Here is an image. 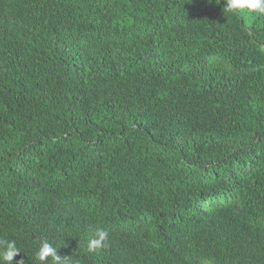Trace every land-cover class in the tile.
I'll return each instance as SVG.
<instances>
[{"label":"trees","instance_id":"16d2710c","mask_svg":"<svg viewBox=\"0 0 264 264\" xmlns=\"http://www.w3.org/2000/svg\"><path fill=\"white\" fill-rule=\"evenodd\" d=\"M223 8L0 0L15 260L46 238L68 264H264V16Z\"/></svg>","mask_w":264,"mask_h":264},{"label":"clouds","instance_id":"9594fccd","mask_svg":"<svg viewBox=\"0 0 264 264\" xmlns=\"http://www.w3.org/2000/svg\"><path fill=\"white\" fill-rule=\"evenodd\" d=\"M211 2L212 0H209V3ZM223 12L237 16L247 13L261 17L264 16V0H224ZM108 247L109 231L98 227L88 241V250L98 252ZM20 253L21 249L14 240L0 238V264H25L23 258L15 260ZM35 257L40 264H68L67 258H62L58 254V248L46 238L40 242Z\"/></svg>","mask_w":264,"mask_h":264}]
</instances>
